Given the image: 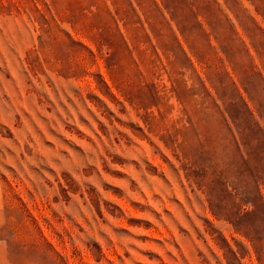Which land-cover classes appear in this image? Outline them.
<instances>
[{"label":"rangeland","instance_id":"1","mask_svg":"<svg viewBox=\"0 0 264 264\" xmlns=\"http://www.w3.org/2000/svg\"><path fill=\"white\" fill-rule=\"evenodd\" d=\"M0 264H264V0H0Z\"/></svg>","mask_w":264,"mask_h":264}]
</instances>
